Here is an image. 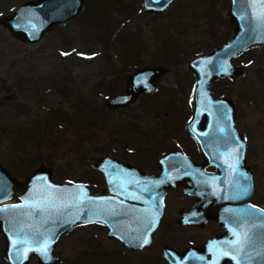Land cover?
Segmentation results:
<instances>
[{
	"label": "rangeland",
	"instance_id": "374dc122",
	"mask_svg": "<svg viewBox=\"0 0 264 264\" xmlns=\"http://www.w3.org/2000/svg\"><path fill=\"white\" fill-rule=\"evenodd\" d=\"M31 1L0 0V19ZM229 6V0H177L167 12L151 14L141 0H85L78 16L37 43L16 39L0 22V163L20 181L45 164L58 183L92 184L102 194L98 157L109 155L148 174L158 173L159 158L171 150L201 162L187 129L196 89L188 66L233 36ZM232 64L244 67L243 74L214 81L212 91L235 103L254 172L252 202L264 208V46ZM146 69L163 70L156 91L111 109L109 100L127 89L129 76ZM174 194L151 246L129 251L108 239L107 227L77 225L54 250L58 264H168L165 246L184 251L221 230L178 225L191 200L182 191ZM4 249L0 232V264H10Z\"/></svg>",
	"mask_w": 264,
	"mask_h": 264
},
{
	"label": "water",
	"instance_id": "95a60500",
	"mask_svg": "<svg viewBox=\"0 0 264 264\" xmlns=\"http://www.w3.org/2000/svg\"><path fill=\"white\" fill-rule=\"evenodd\" d=\"M177 0H141L146 13L167 12ZM230 40L211 52L194 57L188 68L196 78L194 110L187 129L201 152V162L182 150L160 157L158 173L109 155L98 157L95 168L104 176L108 194L97 186L58 183L54 169L36 167L20 181L0 163V232L10 264H58L54 254L61 238L77 225L108 228V239L129 251L151 246L165 215L169 193L193 197L176 220L183 227L203 228L215 221L224 232L184 251L163 248L169 264H264V210L251 203L256 194L254 172L247 165V143L237 127V108L229 97L214 98L212 84L240 77L244 67L232 61L250 48L264 46V0H229ZM85 0H36L0 19L16 39L39 42L53 27L73 20ZM162 69H146L129 76L127 89L110 99L111 109L134 103L140 94H152ZM214 167L215 172L206 168ZM17 198L19 203H12ZM145 241H147L145 243Z\"/></svg>",
	"mask_w": 264,
	"mask_h": 264
},
{
	"label": "flooded vegetation",
	"instance_id": "af4514ba",
	"mask_svg": "<svg viewBox=\"0 0 264 264\" xmlns=\"http://www.w3.org/2000/svg\"><path fill=\"white\" fill-rule=\"evenodd\" d=\"M206 170H207L208 172H214L216 169H215L214 167H207ZM102 193H103V192H102ZM173 195H175V194H174V193H169V194L167 195L166 200H165V203H166V209H167V207H168V200H169V197H170V196H173ZM188 198L191 200V203H190V205H191L192 202H193V200H194V198H193V197H189V196H188ZM252 203H253V202H252ZM253 204H254V203H253ZM254 205H256V204H254ZM187 209H188V208H187ZM182 210H184V209H181L180 211H182ZM209 224L216 225V226L219 227L221 230H220L219 232L213 234L212 236H210L208 239L213 238V237H217V236L221 235V234L224 232V229H223V228H222L217 222H215V221H210L207 225H209ZM208 239H206V240H208ZM206 240H205V241H206Z\"/></svg>",
	"mask_w": 264,
	"mask_h": 264
},
{
	"label": "snow or ice",
	"instance_id": "6c2138e0",
	"mask_svg": "<svg viewBox=\"0 0 264 264\" xmlns=\"http://www.w3.org/2000/svg\"><path fill=\"white\" fill-rule=\"evenodd\" d=\"M258 21L261 23V24H264V13H262L260 16L257 17ZM147 241H145L146 243Z\"/></svg>",
	"mask_w": 264,
	"mask_h": 264
},
{
	"label": "trees",
	"instance_id": "16d2710c",
	"mask_svg": "<svg viewBox=\"0 0 264 264\" xmlns=\"http://www.w3.org/2000/svg\"><path fill=\"white\" fill-rule=\"evenodd\" d=\"M33 134V133H32Z\"/></svg>",
	"mask_w": 264,
	"mask_h": 264
}]
</instances>
